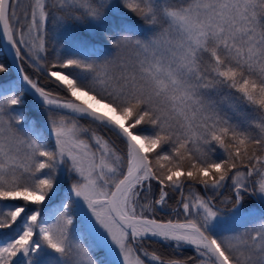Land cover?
<instances>
[{"label":"snow or ice","instance_id":"1","mask_svg":"<svg viewBox=\"0 0 264 264\" xmlns=\"http://www.w3.org/2000/svg\"><path fill=\"white\" fill-rule=\"evenodd\" d=\"M0 38V264H264V0H0Z\"/></svg>","mask_w":264,"mask_h":264},{"label":"water","instance_id":"2","mask_svg":"<svg viewBox=\"0 0 264 264\" xmlns=\"http://www.w3.org/2000/svg\"><path fill=\"white\" fill-rule=\"evenodd\" d=\"M0 44H1V47H2V49H3V52H4V54L6 55L8 61L11 62L12 57H11L10 53L8 52L6 42H4V41L2 40V38H0ZM13 71H14V68H13Z\"/></svg>","mask_w":264,"mask_h":264},{"label":"trees","instance_id":"3","mask_svg":"<svg viewBox=\"0 0 264 264\" xmlns=\"http://www.w3.org/2000/svg\"><path fill=\"white\" fill-rule=\"evenodd\" d=\"M128 16H131V14H127ZM149 29H145L141 34H146ZM6 56L2 50L1 44H0V59H4ZM7 58V57H6ZM8 60V59H7ZM187 254H191L190 252Z\"/></svg>","mask_w":264,"mask_h":264}]
</instances>
